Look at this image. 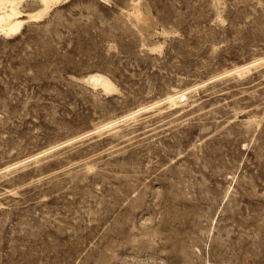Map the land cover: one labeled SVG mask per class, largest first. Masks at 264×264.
I'll use <instances>...</instances> for the list:
<instances>
[{
    "label": "rangeland",
    "instance_id": "obj_1",
    "mask_svg": "<svg viewBox=\"0 0 264 264\" xmlns=\"http://www.w3.org/2000/svg\"><path fill=\"white\" fill-rule=\"evenodd\" d=\"M263 60L264 0H62L0 33V264H264Z\"/></svg>",
    "mask_w": 264,
    "mask_h": 264
},
{
    "label": "bare ground",
    "instance_id": "obj_2",
    "mask_svg": "<svg viewBox=\"0 0 264 264\" xmlns=\"http://www.w3.org/2000/svg\"><path fill=\"white\" fill-rule=\"evenodd\" d=\"M26 1L27 0H25V2ZM23 2H24V0H0V33L1 34L8 36V35H11V34H14L18 31H20L27 21L37 20V19L42 18L46 13H48L58 3L62 2V0H38V2L40 3L41 6L39 8L37 7L38 9H36L34 11H31V10L29 11V9H27L28 11H26V8L24 10V7L22 8V6L24 4ZM248 69H249V65H242V66L238 67L236 71H238L239 73H244ZM84 80L88 83H91L94 86H101L105 91H111V90L117 89L116 85L110 79V77L107 76L105 73H102L99 71L89 73L88 75H86L84 77ZM177 91H176V93L170 94L168 96V100L170 101V104L173 103L176 105V103L182 102V100L184 101L188 98V96H187L188 91L187 90H181V91L179 90V92H177ZM136 110H134V111H136ZM146 110H148V109H146ZM134 111H132V112H134ZM142 111H145V110H142ZM137 112H136V114H137ZM133 114L136 115L134 112V113H132L126 117L116 118L114 120L106 122V124L104 126H102V127L99 126L98 129L95 128L93 130L99 131V129H103L106 127H115V126L119 125L118 123L120 121H122V120L124 121V119L130 118V116H132ZM68 142L69 141H63L61 143L59 142L58 144L53 145V147H50L49 149L47 148L46 149L47 151L43 150V151H41V153L36 154L34 156V158L41 155V154H44L42 152H45V153L48 151L50 152L52 149H56V148H59L61 146H64L65 144H68Z\"/></svg>",
    "mask_w": 264,
    "mask_h": 264
}]
</instances>
